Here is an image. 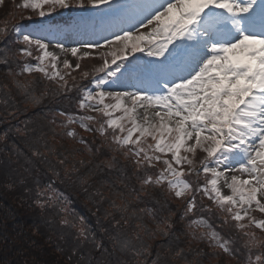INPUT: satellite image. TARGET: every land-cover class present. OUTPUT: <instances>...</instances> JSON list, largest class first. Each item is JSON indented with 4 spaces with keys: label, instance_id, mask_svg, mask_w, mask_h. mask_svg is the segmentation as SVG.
Masks as SVG:
<instances>
[{
    "label": "snow or ice",
    "instance_id": "1",
    "mask_svg": "<svg viewBox=\"0 0 264 264\" xmlns=\"http://www.w3.org/2000/svg\"><path fill=\"white\" fill-rule=\"evenodd\" d=\"M105 5L136 23L112 33L111 39L105 37L104 44L83 45V52L56 46L61 53L77 57L75 62L67 56L61 60L42 38L18 32L17 43L23 47L17 53L22 57H32L34 50L39 53L34 57L37 63H24L21 74L41 73L68 89L66 76L71 73L62 74L58 65L80 70L79 60L96 53L101 63L92 73H82L84 79L91 76L89 84L94 86L80 89L78 107L84 114L60 112L65 117L61 126L78 124L85 132L103 137L111 130L112 143L146 170L143 185H164L175 198L185 200L184 216L197 210L198 196L206 197L211 205L200 204V211L211 214L215 207L224 214V224L235 222L247 237V264H264V241L249 231L254 227L264 232V0H137L132 5L118 0H21L18 7L43 18L58 9ZM18 28H0V36ZM137 53L159 61L155 69H148L163 74L156 88L105 90L110 81L129 71L130 58ZM8 54L6 50L5 63ZM117 112L121 115H114ZM66 134L77 136L74 128ZM79 142L87 144L83 138ZM157 164L162 165L159 171L148 175L147 170ZM51 191V195L37 193L41 208L60 203L62 194ZM171 227L165 219L157 224V231L167 236ZM188 228L195 238L208 239L210 246L233 254V241L221 237L203 216L191 219ZM78 235L88 239L85 227ZM149 235L154 238L156 233ZM115 244L121 252L131 253L136 264H162L159 252L148 259L153 256L151 245H136L127 237L115 238ZM256 247L262 251L253 260L251 250Z\"/></svg>",
    "mask_w": 264,
    "mask_h": 264
},
{
    "label": "trees",
    "instance_id": "2",
    "mask_svg": "<svg viewBox=\"0 0 264 264\" xmlns=\"http://www.w3.org/2000/svg\"><path fill=\"white\" fill-rule=\"evenodd\" d=\"M20 3L0 2V28L19 25L0 36V264H136L131 253L116 247L115 238L125 237L136 245H151L153 256L148 259L159 252L162 264H247V237L236 229L235 222L224 224V214L215 207L211 214L200 211V204L211 205L206 197L198 196L197 210L184 216L185 200L175 198L164 185L142 184L146 170L138 168L131 155L125 156V150L112 143L111 130L103 137L95 131L85 132L78 124L61 126L65 117L60 112L84 114L78 107L80 89L94 86L89 84L91 76L84 79L82 73H92L101 61L93 54L79 60L80 70L60 65L62 74L71 73L66 76L68 89H64L41 73L21 74L23 64H36L34 57L39 53L34 50L32 57L19 55L17 49L23 45L17 43V33L43 40L73 38L80 25L92 27V18L72 15L75 7L41 18L36 12L19 8ZM69 128L75 129V138L67 136ZM81 138L87 144L80 143ZM161 167L157 164L147 174L155 175ZM52 189L62 194L60 203L41 208L36 203L37 193L51 195ZM200 216L221 237L233 241L232 255L210 246L208 239L193 236L188 223ZM63 219L70 223L63 224ZM165 219L172 224L167 236L157 231V224ZM81 227L88 232L87 240L78 235ZM249 231L264 241V232L254 227ZM149 233L156 235L153 238ZM261 251V247L251 250L253 260Z\"/></svg>",
    "mask_w": 264,
    "mask_h": 264
},
{
    "label": "rangeland",
    "instance_id": "3",
    "mask_svg": "<svg viewBox=\"0 0 264 264\" xmlns=\"http://www.w3.org/2000/svg\"><path fill=\"white\" fill-rule=\"evenodd\" d=\"M130 0H120L121 3H126L129 2ZM78 9V8H77ZM115 13H118V11H115ZM124 20H128L125 23H123L122 26H118V27H114L113 25L110 28H106L104 27V29L102 31H96L94 33L91 30H88L85 26H80L77 35L78 36H74V38L69 37L68 39H66L67 41L63 42V43H59L61 40L60 38H46V40L44 41L45 43H48L50 45L49 50L50 51H54L56 52L58 55H60L61 60H63V58L65 56H67V58L72 61L75 62L76 59L75 57H72L70 53H61L60 49L57 48L56 46L58 44L63 45L64 48H81L82 52L85 51L86 49H83V45H87V44H96V43H100V44H104L105 42V37L111 39L112 38V33L114 32H119L121 28H127L129 27L131 24L136 23V19L133 20H129L127 18H124ZM108 32V33H105ZM85 33V34H84ZM105 35V36H102ZM42 37V36H41ZM43 38V37H42ZM94 55H96V53H93ZM137 57H140L141 59L146 60L147 59V55L144 53H137L136 54ZM60 66V65H58ZM129 66V65H128ZM148 66V64L146 62H144L143 68H146ZM127 72L124 73L123 76H121L120 78H122V82H118L115 85L112 86H106L107 91H136L137 89H142L145 91H149L151 92L153 89L156 88V81L159 79H147V77L142 74V73H138L135 74L133 72L134 77H130V75L125 76ZM154 75V73H153ZM153 77V76H152ZM121 115V113H116V116ZM227 191V190H225Z\"/></svg>",
    "mask_w": 264,
    "mask_h": 264
}]
</instances>
